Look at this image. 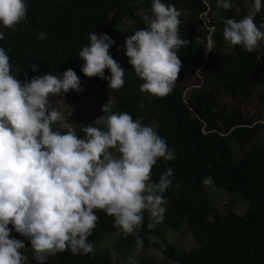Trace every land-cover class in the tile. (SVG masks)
<instances>
[{
    "label": "trees",
    "instance_id": "trees-1",
    "mask_svg": "<svg viewBox=\"0 0 264 264\" xmlns=\"http://www.w3.org/2000/svg\"><path fill=\"white\" fill-rule=\"evenodd\" d=\"M26 19L12 29H4L0 40L10 57L11 74L23 83L27 78L50 73L62 74L72 69L86 79L89 88L70 91L66 100L79 105L92 100L98 119L102 107L110 101L113 112H124L134 120L156 128L175 159L157 160L151 170V181L171 168L172 185L163 194L167 201L164 219L152 229L147 227V213L137 235L143 240L144 253L139 264H264V57L248 53L241 46H229L223 38V21L240 20L247 15L252 0H232L233 8H218L216 0H163L181 12L179 35L188 44L178 51L181 69L172 92L164 97H149L140 91L143 81L127 63L122 48L127 35L146 27L137 12L150 14L151 0H26ZM208 13L214 50L203 67L205 42L209 31L202 17ZM264 23V7L256 15ZM44 32L45 39L36 34ZM107 34L115 44L109 54L123 60V87L111 90L106 80L86 77L81 72L79 52L89 44V34ZM116 49L118 51L116 53ZM37 65L36 71L32 66ZM109 76L108 69L104 70ZM201 77V80L199 76ZM202 83V84H201ZM201 88H196L199 85ZM189 96L186 99L185 95ZM233 104L227 105L224 101ZM53 106L60 112L58 105ZM69 125L79 137L85 135L77 122L80 110ZM53 129L65 132L58 124ZM240 158L235 161V147ZM211 177L214 186L249 203L244 215L221 214L212 204L202 181ZM178 185V187H177ZM98 220L88 241L99 245L108 235L120 239L127 253L135 252L133 235L116 234L113 218L96 210ZM186 225L197 247L179 254L165 240L169 230ZM24 239V238H20ZM21 250L25 264H36L27 246ZM28 250V252H25ZM153 253V257L147 253ZM122 253V252H121ZM48 264H116L108 253L73 255L70 251L50 257Z\"/></svg>",
    "mask_w": 264,
    "mask_h": 264
},
{
    "label": "clouds",
    "instance_id": "clouds-1",
    "mask_svg": "<svg viewBox=\"0 0 264 264\" xmlns=\"http://www.w3.org/2000/svg\"><path fill=\"white\" fill-rule=\"evenodd\" d=\"M216 3L224 10L233 8L232 0ZM262 7L264 0H252L242 19L223 21L226 43L260 53L257 59L264 57V23L255 22ZM26 14V0H0V40L3 30L15 31ZM137 15L146 27L127 35L123 45L127 63L143 81L142 93L164 97L172 92L181 69L177 53L188 44L178 31L181 12L163 0H151L150 14ZM45 35L36 34L40 40ZM88 39L79 52L82 74L106 80L111 90L123 87L125 70L109 54L115 41L96 33ZM9 59L0 47V264H25L21 251L25 240L36 264H48L50 257L65 250L94 255L88 237L96 227V210L113 218L117 235L135 236L138 256L144 248L137 235L144 214L151 221L149 229L163 221L167 203L163 194L172 185L171 168L157 182L151 181V170L160 158L174 160V150L155 127L128 113L113 112L110 101L102 107L103 115L83 128V138L67 123L61 124L65 132L54 130L63 116L49 97L82 92L80 78L67 69L21 83L11 74ZM202 183L211 184V177ZM12 232L24 239H16ZM127 264L138 261L129 257Z\"/></svg>",
    "mask_w": 264,
    "mask_h": 264
},
{
    "label": "rangeland",
    "instance_id": "rangeland-1",
    "mask_svg": "<svg viewBox=\"0 0 264 264\" xmlns=\"http://www.w3.org/2000/svg\"><path fill=\"white\" fill-rule=\"evenodd\" d=\"M116 49V53H117ZM122 53H125L122 48ZM115 61L123 67V60L115 59ZM199 76V75H198ZM200 80L201 77L199 76ZM202 84V83H201ZM197 86L196 88H201L202 85ZM80 86L82 89L87 90L89 88V83L86 79L80 78ZM69 90L66 94H58L57 96L49 97L50 103H53L54 105H58L60 107V113L63 116V120L57 122L61 127L62 123H67L69 125V119L74 117L76 114L74 110H80L81 114H79V117L77 119V122H79L80 125L88 126L93 124L97 118L94 113L95 105L92 100H88L86 102H83L79 105H76L74 103H70L66 100V97L70 94ZM190 93L185 95V98L187 99ZM225 104L231 105L233 104L230 101L225 100ZM261 114H262V121L264 123V106L261 107ZM70 126V125H69ZM72 127V126H71ZM261 141H264V138H262ZM235 147V154L234 159L235 161L239 160L240 154L239 150L236 146ZM204 189L209 196L212 204L218 209V211L223 214H237V215H244L250 208V205L246 201H242L238 196L231 195L223 190L217 189L213 182L209 185L204 184ZM148 215V214H147ZM12 226L9 225V228ZM12 236H14L16 239H20L21 237L19 234L12 232ZM165 240L167 243L172 244L176 247V250L179 254H185L197 247L196 242L191 238L189 234V230L187 226L184 224L178 231L176 230H169L165 233ZM120 239L114 235H108L105 236L102 239V242L99 245H95L94 249L99 250L102 253H108L111 256L115 258L116 264H127L128 258L133 257L138 262L144 255V253H140L138 256L135 255V252L133 253H127L125 249H123V246H120ZM122 252V253H121ZM148 255L153 257V253H147ZM158 261H160V264H167L164 259L159 258ZM26 263V262H25ZM139 264V263H138Z\"/></svg>",
    "mask_w": 264,
    "mask_h": 264
},
{
    "label": "built area",
    "instance_id": "built-area-1",
    "mask_svg": "<svg viewBox=\"0 0 264 264\" xmlns=\"http://www.w3.org/2000/svg\"><path fill=\"white\" fill-rule=\"evenodd\" d=\"M207 16H208V13L204 14L202 17L204 25L206 26L207 30L209 31V34H208L206 42H205L206 51L204 53L203 67L209 63L212 55L215 53L214 41H213V33H214L215 29L210 26V22H209ZM209 48H211V51L208 50ZM25 252H28V250H26Z\"/></svg>",
    "mask_w": 264,
    "mask_h": 264
}]
</instances>
